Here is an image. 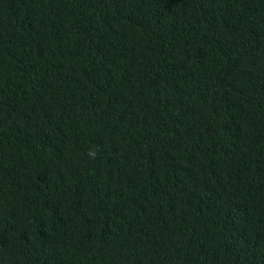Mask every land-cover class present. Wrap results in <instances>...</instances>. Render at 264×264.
I'll list each match as a JSON object with an SVG mask.
<instances>
[{
    "label": "trees",
    "instance_id": "trees-1",
    "mask_svg": "<svg viewBox=\"0 0 264 264\" xmlns=\"http://www.w3.org/2000/svg\"><path fill=\"white\" fill-rule=\"evenodd\" d=\"M0 264H264V0H0Z\"/></svg>",
    "mask_w": 264,
    "mask_h": 264
}]
</instances>
